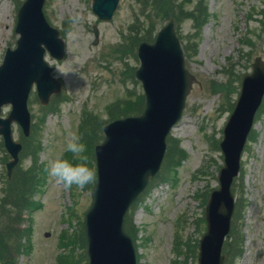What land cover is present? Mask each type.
<instances>
[{"label": "rangeland", "instance_id": "rangeland-1", "mask_svg": "<svg viewBox=\"0 0 264 264\" xmlns=\"http://www.w3.org/2000/svg\"><path fill=\"white\" fill-rule=\"evenodd\" d=\"M156 1L160 0H120L111 20L98 19L92 0L46 1L45 14L52 26L59 29L66 45L62 59L46 53V60L63 88L47 105L32 90L29 136L24 135L17 122L12 126L16 141L27 143L31 150L39 146L36 166L43 178L32 192L23 195L37 201L38 206L23 210L22 227L30 226L31 232L22 241L28 242L29 248L20 254L11 249L16 264H59L60 256L71 251L79 256L77 264H88L86 241L83 244L78 239L74 249L65 244L73 234L79 237L83 229L94 183L83 190L75 186L65 189L47 174L46 165L60 155L72 159L71 153L63 152L69 131L78 132L89 155L104 139L103 125L131 114L132 110L128 114L120 112L124 105L116 108L115 101L122 99L128 105L130 101H138L142 105L144 90L135 76L140 65L138 47L132 45L136 35L151 28L155 35L168 22L169 18H158L152 10ZM21 2L0 0V64L7 48L16 46L19 35L15 28ZM173 8L182 20L179 26L186 65L196 81L184 115L167 140L165 159L173 139L179 140L184 152L181 164L174 170L176 176L161 183L160 176L166 170L168 173V167L160 171V179L151 181L148 191L128 213L131 225L137 227L135 236L131 234L137 248V264H198L199 240L206 230V223L200 218L205 216L209 193L219 186L218 173L223 165L219 141L231 113L228 102L236 100L241 78L252 71L255 57L264 58V0H191L187 4L175 3ZM201 8H205L203 14ZM74 14L80 20L73 25L69 17ZM197 17L203 24L197 23ZM134 23L136 28H131ZM216 82L228 83V98L215 90ZM10 111L11 105H4L2 115L7 116ZM88 137L92 139L91 149ZM9 159L0 135V222L19 211L13 196L6 195ZM95 161L93 155L87 159L88 166L92 165L96 171ZM20 162L27 168L32 157H21L17 166ZM27 177L24 169L15 175L16 181L20 178L24 185L22 190L27 189ZM233 189L239 202L233 218L237 233L233 243L241 235L243 251L236 259H230V264H264V105L256 116ZM178 232L182 241H190L196 252L189 251L188 246L178 252ZM231 235L232 232L228 239Z\"/></svg>", "mask_w": 264, "mask_h": 264}, {"label": "water", "instance_id": "water-1", "mask_svg": "<svg viewBox=\"0 0 264 264\" xmlns=\"http://www.w3.org/2000/svg\"><path fill=\"white\" fill-rule=\"evenodd\" d=\"M44 0H26L19 12L18 47L9 49L0 67V112L5 102L14 104L9 119H1L0 131L15 160L20 144L11 140L10 123L18 119L29 133L30 114L27 100L36 82L43 103L61 89L44 59L46 48L62 58L65 45L59 31L43 14ZM119 0H94V11L110 19ZM141 66L136 75L142 80L146 107L137 116L117 119L104 127V141L96 147L97 181L92 189L91 205L84 217V233L89 264H137L132 237L125 228L127 212L159 171L167 149V136L182 117L187 96L196 77L186 67L175 20L161 29L155 43L142 42ZM264 97V60L256 57L251 73L242 77L241 90L224 127L221 149L224 165L219 171L220 187L212 191L206 206L207 230L200 240L199 264H225L226 236L231 230L235 211L232 192L239 174L241 157L255 114Z\"/></svg>", "mask_w": 264, "mask_h": 264}, {"label": "trees", "instance_id": "trees-1", "mask_svg": "<svg viewBox=\"0 0 264 264\" xmlns=\"http://www.w3.org/2000/svg\"><path fill=\"white\" fill-rule=\"evenodd\" d=\"M191 0H160V1H156L154 2V6H153V10L155 12V14H157L158 18L160 17H164L165 18H169L170 16H174L177 20V22H181V18L179 16L178 11L176 12L173 8V4L178 3V2H182V4H187L189 3ZM203 1V0H201ZM156 3V5H155ZM200 11L202 12V14L205 11V8H201ZM190 16H193V13L190 14ZM197 23L200 22L201 24H203V22L199 19L198 17L196 18ZM198 27H201L200 24H197ZM155 37V35L152 33V28L142 37H140L141 39H147V40H152ZM139 39V38H138ZM139 41H137L138 44ZM248 42V41H247ZM229 72V71H228ZM215 90H218L220 92H222L224 94V97L228 98L229 96H227V94L229 93V87H228V83L225 82H216L215 83ZM131 104H125L124 108H123V114H128L131 110L132 111H141L144 108V103L141 105L139 104L138 107H136L134 109V106H136V103L130 101ZM229 108L232 109L234 102H228ZM124 109H129L127 111H124ZM134 109V110H133ZM174 143L172 144V146L169 149V153L167 158L165 159V162L163 164V168L162 170H164V168L168 167V175L166 174L167 170L163 173L164 176H160L162 177V182L167 181L170 182V178L169 177H175V172L177 167L181 164L182 159L184 158V152L180 149L179 147V140L178 139H173ZM37 147V146H36ZM34 155H38L39 153V146L38 148H36L34 151ZM28 153H30V151H28ZM37 163V159L35 160V162L33 163L32 166H30L28 169L25 170V172L28 174V177L26 179V183H27V189L22 190V187H24V185L22 184L21 179L19 178L15 185H14V189L13 192L15 193L14 196V200L16 202V207H18L19 211L17 212V215L15 214L12 217H7L4 219V221L2 223H0V264H16V258L14 256H12L11 254V249H14L17 254H20V252H22L23 250H27L29 248V244H25V242H23V239H26L27 236L29 235V233L31 232L30 226H26V227H22V222L24 220L23 217V210L25 207H34L37 206L38 203L36 201H32L31 199L27 198L26 195L27 191L28 192H32L37 185L39 184V182L43 179L39 174V168H37L36 166ZM92 167V165H91ZM167 175V177H165ZM172 175V176H169ZM159 177V175L157 176V178ZM159 177V179H160ZM90 186H92V184H90ZM201 220H204L203 218H201ZM126 229L127 231L132 234L133 236H135V233L137 232V227H135L134 225H131V222L129 220V215L126 219ZM235 235V238L237 236L236 233V227L234 226L233 231H232V235L231 237L228 239L227 243H226V251L230 257L231 260L236 259L241 253H242V248H243V238L240 235L238 240H235L234 238V243H233V236ZM15 239V240H14ZM70 242L65 244V246H71L72 249L75 248L76 243H78V239H81L82 243H85V238H84V234L81 231L79 237L74 234L72 235L70 238ZM233 243V245H232ZM14 247H13V246ZM13 248H12V247ZM194 247H196V245H194ZM71 249V250H72ZM192 250V247H191ZM194 251L196 252V250L194 249ZM75 254V253H74ZM73 251H71L70 253H63L60 256V260L61 262L59 264H77L78 261H80L79 256H76V254L74 255ZM86 256V255H85ZM230 264V262L228 263Z\"/></svg>", "mask_w": 264, "mask_h": 264}, {"label": "clouds", "instance_id": "clouds-1", "mask_svg": "<svg viewBox=\"0 0 264 264\" xmlns=\"http://www.w3.org/2000/svg\"><path fill=\"white\" fill-rule=\"evenodd\" d=\"M80 17L74 14L69 17L70 24L79 23ZM63 152L71 153L69 160L63 155L57 156L46 165L47 174L54 178L65 189L71 190L73 186L83 190L96 182L97 176L94 168L87 163V145L76 131H69L66 137Z\"/></svg>", "mask_w": 264, "mask_h": 264}, {"label": "bare ground", "instance_id": "bare-ground-1", "mask_svg": "<svg viewBox=\"0 0 264 264\" xmlns=\"http://www.w3.org/2000/svg\"><path fill=\"white\" fill-rule=\"evenodd\" d=\"M175 128V127H174Z\"/></svg>", "mask_w": 264, "mask_h": 264}]
</instances>
